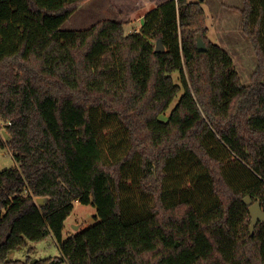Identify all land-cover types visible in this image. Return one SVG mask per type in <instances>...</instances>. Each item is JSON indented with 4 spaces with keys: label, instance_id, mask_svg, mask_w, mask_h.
<instances>
[{
    "label": "trees",
    "instance_id": "trees-1",
    "mask_svg": "<svg viewBox=\"0 0 264 264\" xmlns=\"http://www.w3.org/2000/svg\"><path fill=\"white\" fill-rule=\"evenodd\" d=\"M87 1L0 0V148L17 163L0 173V264H264L244 203L264 210V0L240 12L248 85L202 2L157 0L136 33L62 30ZM75 203L97 222L64 240ZM50 236L59 258L10 259Z\"/></svg>",
    "mask_w": 264,
    "mask_h": 264
},
{
    "label": "rangeland",
    "instance_id": "rangeland-1",
    "mask_svg": "<svg viewBox=\"0 0 264 264\" xmlns=\"http://www.w3.org/2000/svg\"><path fill=\"white\" fill-rule=\"evenodd\" d=\"M157 0H89L82 5L70 20L62 26L64 31L88 30L104 21L122 20L125 22L126 34L140 32L144 17L155 8ZM163 1V0H162ZM187 2H202L209 26L208 38L211 42L224 46L232 56L236 70L242 82L248 85L258 66V60L252 43L245 35L242 26L241 9L243 0H186ZM122 4H120V3ZM135 4V5H134ZM134 6V8H133ZM219 22V23H218ZM220 24L217 29L212 25ZM175 82L181 83L179 72L173 74ZM183 91H180L171 104L169 111L162 116L167 121L172 110L178 104ZM5 129V123L0 120V132ZM17 165L9 148H0V173ZM97 209L93 205L75 203L72 215L66 220L63 239L76 235L86 228L96 224ZM29 249H21L10 254L11 260H25L30 257L33 261L56 259L61 256L57 240L50 236L41 242H30ZM52 264V263H49ZM68 264V263H59Z\"/></svg>",
    "mask_w": 264,
    "mask_h": 264
},
{
    "label": "water",
    "instance_id": "water-1",
    "mask_svg": "<svg viewBox=\"0 0 264 264\" xmlns=\"http://www.w3.org/2000/svg\"><path fill=\"white\" fill-rule=\"evenodd\" d=\"M158 52H164V47L162 46V43L159 41L158 44ZM197 47L200 52H206L207 46L205 41L203 40L201 35H198L197 38ZM6 139H9V136H6ZM43 198H38L37 202L41 206L43 205ZM244 203L249 207V212L251 214V225H250V231L251 234L254 235L256 226L259 223L264 224V210L262 208L261 202L257 201L254 202L250 196H247L244 198Z\"/></svg>",
    "mask_w": 264,
    "mask_h": 264
},
{
    "label": "crops",
    "instance_id": "crops-1",
    "mask_svg": "<svg viewBox=\"0 0 264 264\" xmlns=\"http://www.w3.org/2000/svg\"><path fill=\"white\" fill-rule=\"evenodd\" d=\"M218 23H219V22H218ZM212 27L215 28V29H217V31H218L219 27H222V25L220 26V24H217V25H216V24L213 23ZM210 29H211V28H210ZM210 29H209V30H210ZM223 47H224V46H223ZM224 49H225V48H224ZM225 50H226V49H225Z\"/></svg>",
    "mask_w": 264,
    "mask_h": 264
}]
</instances>
